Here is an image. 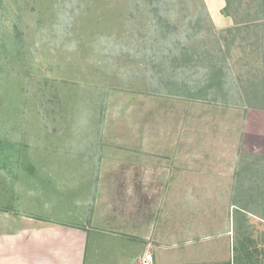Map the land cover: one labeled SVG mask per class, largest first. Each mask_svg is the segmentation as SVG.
<instances>
[{"label": "rangeland", "instance_id": "obj_1", "mask_svg": "<svg viewBox=\"0 0 264 264\" xmlns=\"http://www.w3.org/2000/svg\"><path fill=\"white\" fill-rule=\"evenodd\" d=\"M251 1L238 6L246 19ZM224 6L225 0H0L1 211L32 205L41 217L66 218L89 186V177L79 176L82 154H98L96 141L112 153L135 140L149 145L145 151L178 155L180 173L187 172V154L209 159L232 149L240 162L239 205L257 209V199L250 198L257 194L250 190L262 187L264 159L256 156L264 155L255 153L256 146L264 151V139H252L256 128L263 130L264 112L246 114L243 84L253 73L264 82V29L255 28L259 40L243 29L245 44L237 39L231 46L217 77L221 90L189 94L206 81V63L226 56L227 40L234 36L233 16L224 14ZM252 53L259 65H244ZM242 54L248 56L240 61ZM198 55L206 63L187 65ZM175 179L187 189V173ZM182 193L174 198L183 212L193 196ZM210 196L198 198L211 206ZM217 197L220 204L229 201ZM182 218L177 224L187 234V216ZM262 225L251 219L249 232L240 234L254 238L252 254L260 260ZM229 228L235 233L236 225ZM213 231L217 226H208V233ZM212 249L215 255L201 256L202 261L225 256Z\"/></svg>", "mask_w": 264, "mask_h": 264}, {"label": "crops", "instance_id": "obj_2", "mask_svg": "<svg viewBox=\"0 0 264 264\" xmlns=\"http://www.w3.org/2000/svg\"><path fill=\"white\" fill-rule=\"evenodd\" d=\"M246 110V114L264 112ZM244 121L248 122L247 117ZM245 126L241 134L244 142L248 136ZM259 126L263 130L256 128L252 140L264 139V122ZM95 144L101 148L99 153H85L81 158L85 164L79 176L90 179L87 193L78 195L77 208L67 211L66 218L41 217L31 210L32 205L0 209V264H142L147 254H151V264L232 262L234 242L241 237L237 176L240 162L232 149L210 154L209 159L200 153L187 154V172L180 173L184 168L177 164L178 155L169 150L145 151L149 145L135 140L107 153L102 144ZM256 148L255 154L264 155L263 149ZM186 173L185 190L186 182L177 187L175 177ZM181 191L193 196V200L187 199V210L183 212L176 210L174 198ZM199 193L211 195L209 199H214V204L200 201ZM212 194L228 197L229 201L220 204ZM247 214L244 224L257 219L264 229L261 218ZM183 216H187V234L185 227L177 224ZM183 220L180 223L185 224ZM211 225L217 226L216 233H208ZM222 225H227L223 231ZM229 225H236L235 233ZM250 240L254 238L250 236ZM217 247L224 251V257L201 260V256L215 255L212 248ZM257 256H252L253 262Z\"/></svg>", "mask_w": 264, "mask_h": 264}, {"label": "trees", "instance_id": "obj_3", "mask_svg": "<svg viewBox=\"0 0 264 264\" xmlns=\"http://www.w3.org/2000/svg\"><path fill=\"white\" fill-rule=\"evenodd\" d=\"M240 0H225V6L222 9L224 14L227 15L228 17H232L233 16V23L234 26L231 28H229V32L234 35L230 40H227L225 37V39L228 41V46L227 47V51H226V56H224L223 58L217 59V61H219V63L217 65V61H213L210 60V62L206 63L203 60V56L202 55H198L196 56V58H194L193 61H191V59L189 61L191 62H187V65H192L193 64H203L204 62L206 63V66L204 67V71H205V77H206V81L203 83L202 86H199L195 92L194 91H190L189 94L195 95L197 93H200L203 89L208 91H217V90H221L219 89V81H220V77H221V69L223 70V68L225 67V58H228L229 54L228 52H230L231 50V46L235 45V42L237 39L240 40L241 37V32L243 31V29H245V31H247V35H249L251 32L252 34L256 37V40H259L257 38V35L259 33L258 30L256 29H264V0H252L249 4H247V19L244 16V11H242L241 9H238ZM234 5V7H233ZM234 14H236L234 16ZM240 15V16H239ZM236 16L238 18H236ZM240 29V30H239ZM252 29V30H251ZM244 35L246 36V33H244ZM225 40V41H226ZM244 41V38H242V40L238 41L239 42V46L242 44L244 45L245 43L242 42ZM235 48H238L235 47ZM228 53V55H227ZM264 53V52H263ZM243 57L239 58L240 61L244 60V57H247L248 54H242ZM253 56L252 54H249ZM264 57V55H263ZM223 62V63H222ZM262 62L263 64H261V68L264 66V58H262ZM244 65L248 66H258L259 64H257L255 56H253V58L251 57V62L248 64L244 63ZM262 72H264V68L262 69ZM220 76L218 79L217 77ZM254 76V77H253ZM250 78H247L245 83L243 84V89L245 91V93L243 94V100L246 102L247 107L249 108H253V109H257V110H262L264 111V82L263 80H261V78H259V76H255V74L253 73L252 76H248ZM258 78V79H257ZM217 79V81H216ZM249 105V106H248ZM257 159H264V156H256ZM255 162H249L247 163V166H244V169H247L253 165ZM240 167V166H239ZM240 170V169H239ZM246 171L249 172V170L247 169ZM241 172L238 171V174H240ZM237 174V176H238ZM252 176V175H251ZM244 177V176H243ZM244 177L243 180H245ZM261 180V188L260 187H256L255 190H250L253 192H256L254 197L251 196L250 194V198H256V204H257V209H251L250 207H243L240 205V209L238 214H239V218H240V223H239V227H238V231L240 234H247V232L249 231L248 229V225L247 224H243V222L245 220H247V214L246 213H253L256 214L259 218H261L264 221V176L259 177ZM252 192V193H253ZM248 194V193H246ZM241 195H243V193H241ZM240 204V203H239ZM254 241H251L250 238H247L246 236H242L236 240L234 242V246H233V259L232 262H228L227 264H264V256L262 257V260H260L259 258L255 259L254 262L252 261V256H253V250H257V248L254 247L253 245ZM258 257V256H257Z\"/></svg>", "mask_w": 264, "mask_h": 264}, {"label": "built area", "instance_id": "obj_4", "mask_svg": "<svg viewBox=\"0 0 264 264\" xmlns=\"http://www.w3.org/2000/svg\"><path fill=\"white\" fill-rule=\"evenodd\" d=\"M152 259H151V254H147L143 259H142V264H151Z\"/></svg>", "mask_w": 264, "mask_h": 264}]
</instances>
